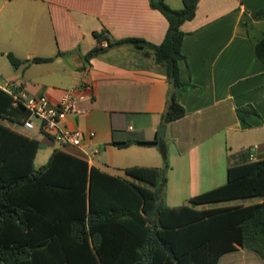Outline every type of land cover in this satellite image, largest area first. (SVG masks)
<instances>
[{"label":"crops","instance_id":"0c3cea01","mask_svg":"<svg viewBox=\"0 0 264 264\" xmlns=\"http://www.w3.org/2000/svg\"><path fill=\"white\" fill-rule=\"evenodd\" d=\"M166 1L175 8L182 6V0ZM261 7L264 0H198L194 16L181 24L185 57L178 64L181 79L190 85L176 94L185 113L162 122L170 83L152 49L124 42L85 58L90 48L107 43L106 37L98 41L94 31L110 39L137 36L160 42L168 20L149 0H0L2 76L51 101L89 80L93 96L79 102L86 113L68 115L67 123L93 130L94 135L81 145L59 144L36 128L25 129L20 121L2 117L0 121L39 140L35 167L57 147L129 179L133 177L126 167H160L166 159L165 202L187 203L191 196L223 184L228 166L264 158V64L254 50L264 32V15L254 16ZM7 52L27 62L14 67ZM34 56L51 59L33 61ZM248 105L258 113L243 120L236 108ZM162 123L164 150L159 142H112L153 139ZM245 198L195 207L260 200Z\"/></svg>","mask_w":264,"mask_h":264},{"label":"trees","instance_id":"16d2710c","mask_svg":"<svg viewBox=\"0 0 264 264\" xmlns=\"http://www.w3.org/2000/svg\"><path fill=\"white\" fill-rule=\"evenodd\" d=\"M149 3L168 20L160 42L137 36L110 39L94 31L98 41L106 37L107 43L90 48L85 58L124 42L152 49L170 83L161 114L168 122L185 113L176 94L190 85L181 79L178 64L185 57L181 24L194 16L198 0H182L179 8L166 0ZM260 15L264 7L254 11ZM254 50L264 64V32ZM6 56L14 67L27 62L12 52ZM236 112L243 120L258 113L252 105ZM27 115L0 88V117L22 122ZM131 141L158 144L157 137L112 140L117 145ZM39 145L36 137L0 121V264H219L225 252L238 247L255 252L264 264V158L228 166L223 184L170 206L165 202L166 159L160 167H126L129 179L58 147L35 167ZM255 196L260 200L247 204L195 207Z\"/></svg>","mask_w":264,"mask_h":264},{"label":"built area","instance_id":"2783aa9c","mask_svg":"<svg viewBox=\"0 0 264 264\" xmlns=\"http://www.w3.org/2000/svg\"><path fill=\"white\" fill-rule=\"evenodd\" d=\"M0 88L12 96L13 104L20 103L28 111L27 117L22 121L25 129L36 128L59 144L81 145L94 135L93 130L67 123L68 115L86 113L87 109L81 107L79 102L93 96V86L89 80L81 81L77 91L68 88L58 101H51L45 94L29 93L19 83L4 78L0 69ZM97 151V148L93 149V153Z\"/></svg>","mask_w":264,"mask_h":264},{"label":"rangeland","instance_id":"374dc122","mask_svg":"<svg viewBox=\"0 0 264 264\" xmlns=\"http://www.w3.org/2000/svg\"><path fill=\"white\" fill-rule=\"evenodd\" d=\"M33 118L34 120H37L36 117ZM249 198L252 197H247L245 199L250 200ZM233 201H238V200H233ZM216 204L218 203L217 202L212 203V205H216ZM219 264H263V263L256 255L253 254L252 251L246 249H238L237 251L235 250L223 254L219 259Z\"/></svg>","mask_w":264,"mask_h":264},{"label":"water","instance_id":"95a60500","mask_svg":"<svg viewBox=\"0 0 264 264\" xmlns=\"http://www.w3.org/2000/svg\"><path fill=\"white\" fill-rule=\"evenodd\" d=\"M81 58H84L83 56H79ZM165 123H162L157 131V138H158V142H159V146L161 149H165V140H164V133H165Z\"/></svg>","mask_w":264,"mask_h":264}]
</instances>
